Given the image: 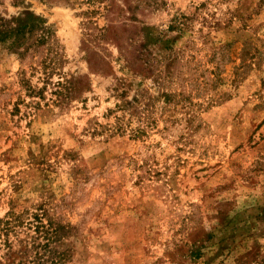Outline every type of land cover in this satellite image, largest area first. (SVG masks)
<instances>
[{"label": "rangeland", "instance_id": "374dc122", "mask_svg": "<svg viewBox=\"0 0 264 264\" xmlns=\"http://www.w3.org/2000/svg\"><path fill=\"white\" fill-rule=\"evenodd\" d=\"M0 15L51 31L0 41V219L23 221L18 238L39 215L67 228L63 264H264V0H0Z\"/></svg>", "mask_w": 264, "mask_h": 264}, {"label": "trees", "instance_id": "16d2710c", "mask_svg": "<svg viewBox=\"0 0 264 264\" xmlns=\"http://www.w3.org/2000/svg\"><path fill=\"white\" fill-rule=\"evenodd\" d=\"M29 37L33 38V42L27 47V50L32 46H41L45 44L49 37L51 36V31L45 26L42 27L39 24L31 21L30 23H24L19 25H13L11 21L6 20L0 15V41L8 44L11 48H17L27 44V39ZM42 63L45 65V77L49 81L51 73L54 71L52 67V60H44ZM57 90V101L58 103H63L71 98L73 95L74 84L72 80L65 79L64 81L56 82ZM33 91H35L33 89ZM42 96L43 90L39 89L36 91ZM34 222H30L27 226L29 231L26 232L25 238H18L19 231L16 230L17 226H22L21 219L19 217H13V219H0V236L2 242L0 243V249L5 250L3 254V264H44L45 261L42 260V254L40 250L44 249V252L52 254L48 257H52L50 261L53 264H63L65 261L64 250H58L53 247V244L62 241L63 234L67 231L65 225L56 224L51 219L48 222H44L43 218L39 215L34 216ZM15 233V237L18 241V247L11 240V234ZM33 252L35 253L33 255ZM10 262L7 263V260ZM6 260V262H5ZM50 262V263H51ZM2 264V261H0Z\"/></svg>", "mask_w": 264, "mask_h": 264}]
</instances>
